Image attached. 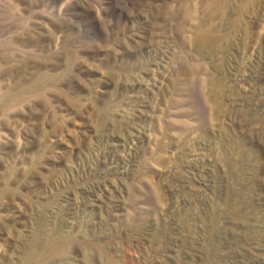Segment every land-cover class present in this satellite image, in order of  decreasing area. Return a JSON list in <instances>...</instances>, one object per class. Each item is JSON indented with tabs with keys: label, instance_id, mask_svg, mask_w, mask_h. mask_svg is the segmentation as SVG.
<instances>
[{
	"label": "rangeland",
	"instance_id": "rangeland-1",
	"mask_svg": "<svg viewBox=\"0 0 264 264\" xmlns=\"http://www.w3.org/2000/svg\"><path fill=\"white\" fill-rule=\"evenodd\" d=\"M0 264H264V0H0Z\"/></svg>",
	"mask_w": 264,
	"mask_h": 264
}]
</instances>
